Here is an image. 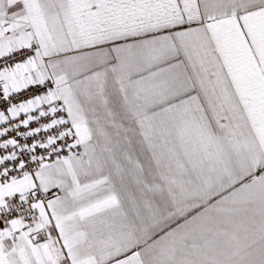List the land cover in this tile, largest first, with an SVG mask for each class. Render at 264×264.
I'll list each match as a JSON object with an SVG mask.
<instances>
[{
	"label": "snow or ice",
	"instance_id": "snow-or-ice-1",
	"mask_svg": "<svg viewBox=\"0 0 264 264\" xmlns=\"http://www.w3.org/2000/svg\"><path fill=\"white\" fill-rule=\"evenodd\" d=\"M0 264H264V0H0Z\"/></svg>",
	"mask_w": 264,
	"mask_h": 264
}]
</instances>
